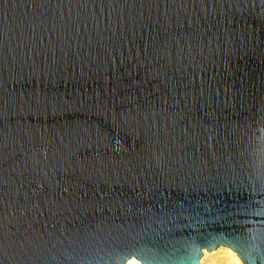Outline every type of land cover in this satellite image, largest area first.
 I'll return each instance as SVG.
<instances>
[{"label":"water","instance_id":"water-1","mask_svg":"<svg viewBox=\"0 0 264 264\" xmlns=\"http://www.w3.org/2000/svg\"><path fill=\"white\" fill-rule=\"evenodd\" d=\"M264 264V0H0V264Z\"/></svg>","mask_w":264,"mask_h":264},{"label":"bare ground","instance_id":"bare-ground-1","mask_svg":"<svg viewBox=\"0 0 264 264\" xmlns=\"http://www.w3.org/2000/svg\"><path fill=\"white\" fill-rule=\"evenodd\" d=\"M126 264H141L135 258L128 261ZM201 264H244L237 256V253L229 248L220 247L214 252L204 250Z\"/></svg>","mask_w":264,"mask_h":264}]
</instances>
